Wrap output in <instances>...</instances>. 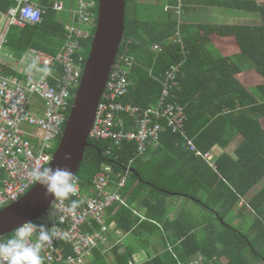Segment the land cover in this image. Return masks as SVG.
<instances>
[{"label":"trees","instance_id":"obj_1","mask_svg":"<svg viewBox=\"0 0 264 264\" xmlns=\"http://www.w3.org/2000/svg\"><path fill=\"white\" fill-rule=\"evenodd\" d=\"M30 1L43 7L46 14L42 23L11 26L6 51L17 59H22L29 48L58 53L68 34V10L78 2ZM57 1L64 2L67 11H56ZM178 1L170 0V6L175 7ZM96 2L99 5V0ZM133 2L127 0L128 7ZM203 2L230 10L257 12L262 21L212 24L211 29H205L208 25L183 23L172 12H167L169 15L163 20L132 18L129 7L125 42L120 51L130 47L140 64L133 69L132 90L124 101L148 107L163 93V86L151 72L162 77L172 65L183 62L180 75L183 91L177 99L186 106L189 136L203 152H214L218 147L228 148L240 135L243 141L236 154L220 156L215 170L188 152L183 138L169 128L161 145H151L148 154L141 158H137L136 142L108 155L110 140L90 139L93 145L88 148L78 178L92 194L93 180L105 165L112 167L116 179L132 166L128 187L123 190L125 198L129 196L126 198L129 206L115 205L111 211H116L113 219L124 235L150 241L157 233L162 234L166 250L143 264H191L198 254L205 257L200 264H224L223 257L229 258L228 264H264V252L257 249L251 236L258 233V228H264V6L257 0ZM16 6V0H0V13L6 14ZM179 30L184 46L175 42ZM90 43L91 39L83 40V46ZM157 44L163 45L162 52L154 49ZM234 44L241 58L253 65L247 74L230 56L229 49ZM258 185L262 187L257 194L246 197ZM170 197L194 201L215 215L193 220L184 208L171 221ZM241 202L244 203L240 206ZM136 205L146 207L147 220H143L141 212H135ZM251 210L255 214L247 231L229 220L232 214H251ZM258 236L264 246V231H259ZM110 250L106 246L97 249L89 264H131L136 260L137 248L133 244L125 248L116 245L114 258H110Z\"/></svg>","mask_w":264,"mask_h":264},{"label":"built area","instance_id":"obj_2","mask_svg":"<svg viewBox=\"0 0 264 264\" xmlns=\"http://www.w3.org/2000/svg\"><path fill=\"white\" fill-rule=\"evenodd\" d=\"M16 2L17 6L8 13H0V18L4 17L0 20V212L19 202L37 185L30 175L34 168L51 165L86 72L89 55L84 52L83 40H93L99 21L97 4L92 0H78L76 8L68 10V34L58 53L34 48L17 59L6 51L11 26L42 23L46 10L30 0ZM54 9L67 11L62 1H57ZM165 9L175 10L180 16L183 0ZM175 42L184 46L181 32H177ZM154 49L162 52L164 47L157 44ZM138 64L130 47L119 50L90 139L110 140L108 155L136 142L137 158H141L148 154L151 145H161L163 134L169 128L183 138L188 152L217 170L215 153L203 152L187 131L186 106L177 99L183 91L180 82L183 62L172 65L162 77L151 72L163 86V93L148 107L124 101L131 93V75ZM44 68L49 69L47 74L41 71ZM22 125H31L34 129L24 130ZM131 172L132 166L116 179L112 176V167L105 165L93 180L92 194L78 178V193L69 200L55 201L50 209L54 210L52 219L47 212L33 221L45 224L56 233L52 243L42 249L44 264H89L94 260V252L110 243L109 210L115 205L129 206L123 190L128 187ZM72 200L80 201L75 209L70 206ZM35 241L34 236L32 242ZM198 257L191 264H200L205 259L202 254Z\"/></svg>","mask_w":264,"mask_h":264},{"label":"water","instance_id":"obj_3","mask_svg":"<svg viewBox=\"0 0 264 264\" xmlns=\"http://www.w3.org/2000/svg\"><path fill=\"white\" fill-rule=\"evenodd\" d=\"M127 0H99V21L92 40L86 72L77 92L71 115L50 166L68 167L78 177L85 162L91 132L98 108L119 53L127 29ZM66 153L71 160H64ZM45 188L37 184L19 202L0 212V239L10 236L25 221H34L47 213L55 201L45 196Z\"/></svg>","mask_w":264,"mask_h":264},{"label":"crops","instance_id":"obj_4","mask_svg":"<svg viewBox=\"0 0 264 264\" xmlns=\"http://www.w3.org/2000/svg\"><path fill=\"white\" fill-rule=\"evenodd\" d=\"M93 2H95L97 4V2L95 0H92ZM204 0H186V1H183L184 2V9H183V14L182 16H178L179 19L184 23H195L197 25H212V24H233L235 22H239L236 20L237 16L240 14V12H248V11H243V10H230V9H227V8H223V7H220L222 8L219 13L223 12V10H226V15H227V18L225 19L224 23L223 22H220V20H217V17H212L213 13L215 12V8L217 6L215 5H210V4H207L205 2H203ZM160 0H134L133 2V12H134V16H136L137 18L139 17L140 19H143V20H163L164 17H167L169 15V13L167 12H171L170 11H167L165 8L167 5H170V0H162V4L159 3ZM257 2L259 3L260 6H264V0H257ZM35 3V2H33ZM78 3V2H77ZM179 3V1H178ZM36 4V3H35ZM157 8L156 12H153L154 11V6ZM77 6V4H76ZM177 6V5H176ZM98 7V15H99V5H97ZM144 7L146 9H144ZM76 8V7H75ZM162 13H165V14H162ZM173 13V12H172ZM210 14L211 18L209 20H200L201 18L199 17L198 19H195L196 15L197 14ZM175 14V13H174ZM177 15V14H176ZM253 15L252 18H249L247 20H244L243 22H255V23H259L262 21V19L260 18V15L257 13V12H252L250 11L249 13V16L251 17ZM209 16V15H208ZM205 18V17H204ZM241 23V22H239ZM177 32H181L180 30L177 31ZM177 35V33H176ZM89 40V39H87ZM92 44V43H90ZM91 46V45H90ZM85 48H88V52H89V47L87 46H84ZM31 49H34V48H29L28 51H30ZM27 51V52H28ZM87 52V53H88ZM229 53H230V56L233 57V59L235 60V62L238 63V65H242V68L243 70L245 71V74H247L252 68H249L251 63L250 61H248L247 59L245 58H241V56L238 54L239 53V48L236 47V45L234 44L233 47H231V49H229ZM243 60H245L247 62V68L244 67L243 65ZM248 63H250V65H248ZM245 64V63H244ZM240 137V141L237 142V138ZM243 140V137L240 136V135H237L235 137V139L231 142V144L229 145L228 148H220L218 147V151H222L219 156H217V160L219 159L220 156H222L224 153H229L228 150H230V148H233V146H235V151L238 150L240 144L242 143ZM216 151H217V148H216ZM215 153V151H214ZM216 154V153H215ZM231 155H235L236 153L234 152V154L232 153H229ZM261 185H258L257 187H254L248 194L246 197H250V198H253L257 192L261 189ZM129 197V196H128ZM126 197V198H128ZM170 197L169 199V206H170V219L171 221L174 220L177 215L185 208V205L186 203L188 202L186 198H179V199H176L177 197ZM172 199V200H171ZM244 202H242L243 204ZM135 208L137 209V211L141 212L144 216H143V220H147V216H146V213H147V209L146 207H142V205H136ZM116 211H111V209L109 210L108 212V215H107V223L109 226H111V233L109 234L110 236V243L107 244L106 247H109V250L112 248L114 250V248L116 247V245L120 244V245H123L124 248L127 246V245H132L134 244L135 242H137L139 240V238L137 239V241H135V239L133 238V236L131 235H124L123 233H121V231L119 229H117L116 227V221L113 219L114 218V215H115ZM111 222V223H110ZM160 227H163V230H164V226L162 224H159ZM148 236V235H147ZM151 237V236H150ZM131 240H132V243H131ZM157 240H160L162 245H165L166 246V243H165V240L162 236L161 233H157L156 235H154L153 237H151L150 241L148 240L149 244L152 245V242L155 243L154 246L159 245L160 242H158ZM114 242V245H112V243ZM170 242V245H172V242ZM112 245V246H110ZM137 253H136V260L134 262H136V264H143L145 262H147L148 260H150L151 258L157 256L159 253L163 252V251H159V249L157 250H150L147 251V249H145V247H143L142 250L138 249L139 248V244L137 242ZM113 250H110V258H114L113 256ZM165 250V249H163Z\"/></svg>","mask_w":264,"mask_h":264},{"label":"clouds","instance_id":"obj_5","mask_svg":"<svg viewBox=\"0 0 264 264\" xmlns=\"http://www.w3.org/2000/svg\"><path fill=\"white\" fill-rule=\"evenodd\" d=\"M45 74L49 69H41ZM71 154L66 153L64 160H71ZM32 179L45 188V196L54 195L55 199L69 200L78 193V177L68 167L45 166L34 168L30 173ZM80 201L72 200L71 208L78 207ZM54 210L48 211L49 219H52ZM36 241L33 243V237ZM56 237L52 229L45 224H37L33 221H25L19 224L10 237L0 239V264H44L41 255L43 247L51 244Z\"/></svg>","mask_w":264,"mask_h":264},{"label":"rangeland","instance_id":"obj_6","mask_svg":"<svg viewBox=\"0 0 264 264\" xmlns=\"http://www.w3.org/2000/svg\"><path fill=\"white\" fill-rule=\"evenodd\" d=\"M78 1V0H77ZM96 1V0H95ZM159 3H161L162 4V0H160V2ZM154 6V5H153ZM130 15H131V17L133 18V16H134V12H133V5H132V3H130ZM128 7V8H129ZM144 9H146L145 7H144ZM222 8H220V7H216L215 8V12L213 13V15H212V17H217V20H220V22H223L224 23V21H225V19L227 18V15H226V10H223V12H221V13H219V11L221 10ZM156 10H157V8L154 6V11L153 12H156ZM171 12H173V13H175V10H172ZM249 13H250V11H248V12H240V14L237 16V18H236V20L237 21H239V22H242V23H245V22H243L244 20H247V19H249V18H252L253 17V15L250 17L249 16ZM162 14H165V13H162ZM176 14V13H175ZM183 14V13H182ZM182 14L180 15V16H182ZM209 15V16H208ZM178 16V15H177ZM179 16V17H180ZM178 17V18H179ZM201 18L200 20H203V19H205V20H209L210 18H211V16H210V14L208 13V14H201L200 15V13L199 14H197L196 15V17H195V19H198V18ZM205 17V18H204ZM210 17V18H209ZM3 18L4 17H2V18H0V20H3ZM175 18L176 19H178L176 16H175ZM239 22H235V23H239ZM235 23H233V24H235ZM210 27V25H208V26H204V28L205 29H211V28H209ZM93 29H94V27H92ZM170 39H172V37L170 38ZM91 45V44H90ZM90 45H88L87 47H89L90 49H89V52H88V48H85L84 49V52L85 53H87L88 52V55H90L89 53H90V51H91V46ZM121 51H124V49H121ZM89 57V56H88ZM243 62L245 63H243V65H244V67L245 68H247V62L245 61V60H243ZM251 63V62H250ZM250 63H248V65H250ZM253 67V65H252V63H251V65H250V67L249 68H252ZM263 122H264V118H263ZM22 129H24V130H27V129H31V130H33L34 129V126H31V125H22ZM237 142H239L240 141V137H238L237 139ZM241 141H243V140H241ZM59 144H60V142H58L57 143V146L55 147L56 148V151L58 150V147H59ZM235 146H233V148H230V150H228L229 151V153H232V154H234V152L236 153V151H235V148H234ZM222 152V151H221ZM220 151H218V148H217V151L215 150V155H218L219 156V154L221 153ZM174 199V198H173ZM176 199H179V197H177ZM169 200V199H168ZM172 200V199H171ZM244 201V200H243ZM246 202V201H245ZM242 205V202H241V204H240V206ZM184 210H186V213L188 214H190V215H192V218H193V220L197 217V219L198 220H200L201 218H202V216H209V215H215L214 213H211L210 211H208V209H205L204 207H202V205H200V204H198V203H196V202H194V201H191V200H189L187 203H186V205H185V209ZM251 214L249 213V214H246V215H244V214H242V215H240V214H232V215H230V217H229V220H232L233 222H234V224L237 226V227H241L243 230H248L247 228H248V226L250 225L251 226V224H250V220L252 219V217H253V215L252 214H255V213H253V211L251 210ZM259 216V215H258ZM261 217V216H260ZM260 223V222H259ZM258 223V224H259ZM162 229H163V227H161ZM259 231H264V228H258V233H255V234H251V236H252V238L255 240V246L257 247V249L258 250H260L261 252H264V246L261 244V242H260V236H258V234H259ZM132 236V235H131ZM259 237V238H258ZM257 238V239H256ZM135 239V238H134ZM135 241H137V239H135ZM158 242H160L159 243V245H158V243H157V245L156 246H154L155 245V243H153L152 242V245L151 244H149V242L148 241H146V240H143V239H140V240H138L137 242H138V244H139V248L138 249H140V250H142L143 249V247H145V249H147V251H149L150 252V250H152V248H153V250L155 251L156 249L158 250L159 249V251L161 250V251H165L166 250V246L165 245H162V243H161V241L160 240H157ZM137 242H135L133 245L137 248ZM131 243H132V240H131ZM112 245H114V242L112 243ZM112 245H110V246H112ZM171 247H172V245H171ZM163 249H165V250H163ZM172 249V248H171ZM199 258V257H198ZM222 262L224 263V264H228L229 263V258H227V257H223V259H222Z\"/></svg>","mask_w":264,"mask_h":264}]
</instances>
